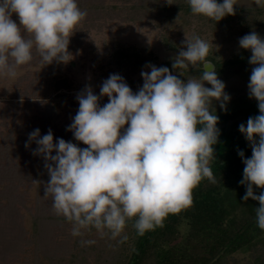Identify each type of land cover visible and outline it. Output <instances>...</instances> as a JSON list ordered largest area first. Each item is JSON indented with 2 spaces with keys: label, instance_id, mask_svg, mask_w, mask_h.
<instances>
[{
  "label": "clouds",
  "instance_id": "9594fccd",
  "mask_svg": "<svg viewBox=\"0 0 264 264\" xmlns=\"http://www.w3.org/2000/svg\"><path fill=\"white\" fill-rule=\"evenodd\" d=\"M187 3L193 15L216 22L235 15L238 5L237 0ZM255 4L264 7V0ZM86 16L77 0H0V77L16 79L18 69L33 61L34 50L44 66L70 61V37ZM185 37L172 69L200 68L198 77L181 79L168 67L149 63L135 93L115 73L102 82L99 95L90 85L77 94L79 108L67 130L86 148L63 138L54 143L51 129L43 137L39 129L29 134L25 147L37 144L33 155L43 158L49 176L44 197H51L55 213L72 224V236L95 229L101 238L124 243L129 222L143 236L191 207L203 180L217 183L211 165L220 129L213 101L226 111L230 96L208 59L213 42L195 33ZM239 47L251 51L248 95L259 110L246 126L239 125L252 151L244 158L238 150L245 166L240 184L246 186L245 202H259L256 223L264 230V191L254 193V186L264 189V37L252 31L239 39ZM103 97L108 102L101 106ZM94 243L81 241L82 246Z\"/></svg>",
  "mask_w": 264,
  "mask_h": 264
},
{
  "label": "rangeland",
  "instance_id": "374dc122",
  "mask_svg": "<svg viewBox=\"0 0 264 264\" xmlns=\"http://www.w3.org/2000/svg\"><path fill=\"white\" fill-rule=\"evenodd\" d=\"M100 1L96 0V4ZM103 1L102 9L92 14L93 22L84 20L79 24L87 34L71 53L70 61H54L44 66L34 50L33 61L18 69L16 79L0 77V264H125L130 251L128 243H119V238H101L95 229L74 237L72 224L55 213L51 197H44V183L49 180L44 160L33 155L37 144L33 141L25 147L29 134L39 129L43 137L51 129L54 143L67 136L68 141L79 145L67 130L79 108L77 94L90 85L99 95L102 82L115 73L135 93L143 85L141 71H150L145 68L149 63L168 67L177 75L172 62L183 47L185 35L195 33L213 42L208 57L219 62L250 58L251 51L241 49L239 39L252 31L264 37V7H257L255 0H237L236 14L218 22L184 12L164 18L156 15L142 18L125 9L139 0ZM114 5L125 11L115 13L111 8ZM13 19L19 23L15 15ZM122 46H133L149 59L142 68L120 69L112 63V56L114 49ZM168 62L171 64L167 65ZM252 67L249 62L235 63L218 74L230 96L226 111L242 107L251 116L259 114L258 102L248 95ZM59 79L67 80L68 87L55 89ZM107 102L108 98L103 97L100 105ZM48 105L54 108L46 123ZM213 107L216 114L225 111L219 102L213 101ZM125 231L129 234L127 228ZM82 240L95 243L82 246ZM251 263L248 252L237 253L230 261V264Z\"/></svg>",
  "mask_w": 264,
  "mask_h": 264
},
{
  "label": "trees",
  "instance_id": "16d2710c",
  "mask_svg": "<svg viewBox=\"0 0 264 264\" xmlns=\"http://www.w3.org/2000/svg\"><path fill=\"white\" fill-rule=\"evenodd\" d=\"M218 2L222 3L223 0ZM77 3L81 10L87 11L85 20L92 22L94 20L92 14L99 12L104 6L103 0L100 4H96V0H77ZM171 3L169 5L167 0H139L138 3L124 8L142 18L151 15L164 18L177 12L191 13L187 1L171 0ZM111 8L117 14L125 11L120 10L117 5ZM234 9L236 13L238 7L235 5ZM230 16L232 15H227L222 20ZM86 34L78 25L70 37L68 46L70 54L76 46H80ZM148 59L142 57L140 51L133 46H122L114 49L112 63L120 69L131 66L138 69L142 68ZM208 59L215 64L217 74L222 73L227 65L249 61V58L225 62H219L214 57ZM177 70V75L181 79L189 76L198 77L202 71L200 68ZM54 87L55 89L68 87L67 80H57ZM24 94H27L26 90ZM52 108L53 105H48L45 112L46 123ZM216 115L219 117L217 127L220 129V135L218 143L214 146L216 160L211 167L217 183L212 184L207 179L203 180L193 191L194 201L191 207L178 215H169L163 227L148 231L143 236H138L129 222L127 227L129 239L126 243L129 244L130 251L125 264H230L240 252L249 253L252 258L251 264H264V230L258 227L255 215V208L259 207V202L252 199L245 202L243 197L246 194V186L240 184L245 166L238 155V150L244 152V158H250L252 151L245 136L239 131V125L243 123L246 126L251 115L247 108L242 107ZM242 116L244 119H240ZM67 138L65 136L63 139L68 141ZM78 146L87 147L81 142ZM53 153L55 155V152ZM262 191L264 189L254 186L256 195Z\"/></svg>",
  "mask_w": 264,
  "mask_h": 264
}]
</instances>
